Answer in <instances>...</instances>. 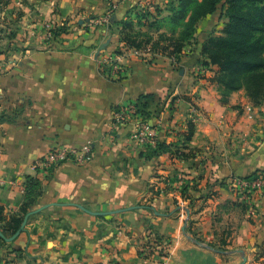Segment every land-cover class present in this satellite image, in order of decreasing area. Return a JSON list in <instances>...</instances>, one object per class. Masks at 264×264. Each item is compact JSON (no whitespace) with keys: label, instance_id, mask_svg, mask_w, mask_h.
I'll list each match as a JSON object with an SVG mask.
<instances>
[{"label":"crops","instance_id":"obj_1","mask_svg":"<svg viewBox=\"0 0 264 264\" xmlns=\"http://www.w3.org/2000/svg\"><path fill=\"white\" fill-rule=\"evenodd\" d=\"M172 1L0 0V113L11 117L0 122L3 214H21L28 175L42 187L23 231L13 240L0 236V264H264V191L239 193L231 184L264 168V102L253 105L245 89L223 102L207 70L217 67L200 52L210 35L200 29L178 64L167 54L123 51L122 78L109 77L97 55L109 35V50L120 46V28L83 36L85 19L103 16L110 4L122 17L154 6L163 17ZM65 21L63 44H46L47 25ZM142 29L155 39L167 31ZM147 94L155 142L173 152L155 155L148 148L155 143L139 140V119L113 122L116 107ZM189 122L194 133L184 142ZM87 142L89 163L35 167L57 145ZM153 186L164 191L150 210L140 205L150 203ZM149 233L168 241L167 256L141 257Z\"/></svg>","mask_w":264,"mask_h":264},{"label":"trees","instance_id":"obj_2","mask_svg":"<svg viewBox=\"0 0 264 264\" xmlns=\"http://www.w3.org/2000/svg\"><path fill=\"white\" fill-rule=\"evenodd\" d=\"M162 10L157 6L153 7V11L149 7L142 10L133 7L128 9L122 17L113 9V4H110L108 11L103 15L112 13L109 23L95 29H86L83 36L85 37L91 31L97 35L110 34L115 27H119L121 33L119 42L124 43L129 48H143L150 45L154 52L169 56L177 55L178 57L183 53L184 48L195 39L198 24L208 15L221 10L222 16L228 20L224 32L221 35H210L206 38L202 43L200 52L208 58L210 64L217 67L218 74L214 77V80L219 86L223 102H227L228 97L233 92L245 89L253 105L263 104L264 0H173L168 8L170 11L168 15L160 17ZM96 18H99V16H90L85 19V23ZM83 26L86 27V24ZM144 26L150 28L164 26L167 31L161 32L158 38L155 39L149 31L142 29ZM68 30V21L61 25L55 24L51 29L52 36L45 39L46 44L62 45V35ZM108 40H111L110 35L106 38V41ZM115 52L121 53V47L119 46ZM151 98H153L151 94L141 95L133 103L137 118L140 117L143 121L150 122L152 119ZM7 118H11L9 114L0 113V122L7 120ZM188 127L189 130L184 142L190 140L194 133L192 122H189ZM152 147L155 155L167 151L173 152L171 146L166 142L156 141L154 145H148V148ZM260 171H256L252 176L258 175ZM189 188L190 185L185 184L182 191L184 199H191L187 193ZM192 188L197 189V185L193 184ZM150 190L154 192L150 203L140 206L151 210L153 208L152 200L160 195L161 191L156 190L154 186ZM41 194L42 187L39 177L28 175L25 183V202L21 214L7 218L3 214L4 208L0 206V225L5 234L13 235L20 229L25 215ZM176 203L179 206L178 201ZM191 204L192 199L189 206ZM146 238L148 239L144 246L155 245L157 248L166 243L162 236L154 233H149ZM166 244H168V241ZM139 253L141 257L145 256L142 249ZM167 254L168 252L161 248L158 257L161 258Z\"/></svg>","mask_w":264,"mask_h":264},{"label":"built area","instance_id":"obj_3","mask_svg":"<svg viewBox=\"0 0 264 264\" xmlns=\"http://www.w3.org/2000/svg\"><path fill=\"white\" fill-rule=\"evenodd\" d=\"M117 5H113V9L116 10ZM112 13L110 12L109 14L96 18L94 20L86 22V29H95L97 27L106 25L109 23L110 17ZM55 26L53 23H49L47 25V30L45 34V38L48 39L52 36L51 34V29ZM122 52L121 53H116L115 51L109 50V46L101 51V56H102V65L101 68L102 70L112 78H122L125 74V69L124 67L118 62L119 56L123 53V51L132 49L136 55H139L141 57H146L149 55H156L158 54L157 52H154L151 49V46L143 47V48H129L126 46L124 43H119ZM106 66L108 69L106 70ZM136 108L134 105L127 106L125 108H118L113 112V122L115 125H119L121 123H124L130 119H139L140 121L138 122L137 125V133L136 137L141 140V141H151L153 143L155 142V133H154V128L151 125L150 122L143 121L142 118H137L135 115ZM94 158V147L92 142H87L86 144L80 146V147H74V146H68V145H57L50 149L46 155L42 158L37 160L35 162V167L37 168H54L58 166L59 164L65 162V161H74L78 164H86L92 161ZM231 184L234 188L235 191L239 193H243L248 190H254V191H264V168L260 171V173L253 178H233L231 180ZM156 190H160L163 192V188L160 186H155ZM252 209L254 211V205L252 204ZM183 211H185L187 208L182 207ZM147 239L143 240V245L141 249L144 251V255L142 256L145 259H154V258H159V250L161 248H164L166 252H169V244L163 243L162 245L158 246L157 248L155 245H145L144 244L147 242ZM165 245V246H164ZM167 256V255H164Z\"/></svg>","mask_w":264,"mask_h":264},{"label":"rangeland","instance_id":"obj_4","mask_svg":"<svg viewBox=\"0 0 264 264\" xmlns=\"http://www.w3.org/2000/svg\"><path fill=\"white\" fill-rule=\"evenodd\" d=\"M220 13H221V10H218L217 14L212 16L209 20H207L206 22H203V20H202V22H200L198 24V30L200 29L201 35H203V32H204V34L209 33V35H221V34H223L224 28H225L228 20L226 17L222 16V13L220 16ZM178 57H180V56H178ZM178 57H177V55L173 56L174 61H176L177 64L179 63V60H180V58H178ZM207 70H209V75H211L213 77L217 76V74H218L217 70L213 74L214 70L212 68L207 67ZM201 74H203V73L201 72V73H198L197 75L200 76ZM248 96H249V94H248ZM249 98H250V96H249Z\"/></svg>","mask_w":264,"mask_h":264},{"label":"water","instance_id":"obj_5","mask_svg":"<svg viewBox=\"0 0 264 264\" xmlns=\"http://www.w3.org/2000/svg\"><path fill=\"white\" fill-rule=\"evenodd\" d=\"M110 42H111V40H108V41H106L105 43H103L101 45V47L99 48L98 53H97L98 56L100 55V53H101L102 50H105L108 47V45L110 44ZM29 215H30V213L25 217L24 222H23L21 228L12 237H10V238L6 237L1 230H0V236H2L6 240H13L18 234H20L23 231V229H24V227H25V225L27 223V219H28V216Z\"/></svg>","mask_w":264,"mask_h":264}]
</instances>
